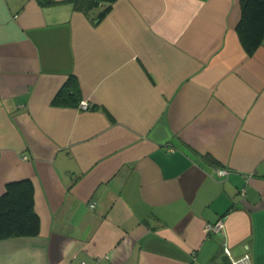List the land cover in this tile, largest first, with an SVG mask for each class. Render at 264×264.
Listing matches in <instances>:
<instances>
[{"label": "crops", "instance_id": "crops-1", "mask_svg": "<svg viewBox=\"0 0 264 264\" xmlns=\"http://www.w3.org/2000/svg\"><path fill=\"white\" fill-rule=\"evenodd\" d=\"M239 18L240 0H116L98 22L0 0V194L30 179L39 219L0 264H231L224 246L264 264V40L247 52ZM71 75L89 107L52 102Z\"/></svg>", "mask_w": 264, "mask_h": 264}, {"label": "trees", "instance_id": "trees-1", "mask_svg": "<svg viewBox=\"0 0 264 264\" xmlns=\"http://www.w3.org/2000/svg\"><path fill=\"white\" fill-rule=\"evenodd\" d=\"M116 0H72L73 7L83 12L91 21L98 22ZM237 31L245 50L252 53L264 40V0H240V18ZM77 79L70 76L57 91L54 104L75 105L80 101ZM209 163L217 162L207 154ZM39 219L34 209V190L30 179L9 181L0 194V239L35 235Z\"/></svg>", "mask_w": 264, "mask_h": 264}, {"label": "built area", "instance_id": "built-area-1", "mask_svg": "<svg viewBox=\"0 0 264 264\" xmlns=\"http://www.w3.org/2000/svg\"><path fill=\"white\" fill-rule=\"evenodd\" d=\"M80 106L82 108H87L90 105H89V103L86 100H81L80 101ZM217 171H218V174L219 175H223V174L226 173V170L225 169H218ZM94 205H95L94 202H91L90 203V206L91 207H94ZM222 226H223V222L221 220H219V221H217V222H215L213 224H207L206 227H205V229L207 231H214V230H218ZM223 250H224V253L228 256L231 264H251L250 263L249 255L247 253L243 254L242 257L235 258V257H233L231 255L230 250H229V248L227 246H224V249ZM82 264H84V263H82Z\"/></svg>", "mask_w": 264, "mask_h": 264}]
</instances>
